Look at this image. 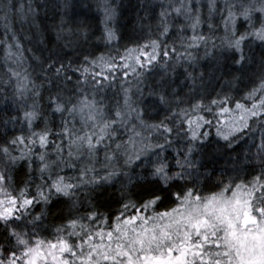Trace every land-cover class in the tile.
<instances>
[{
    "label": "snow or ice",
    "instance_id": "1",
    "mask_svg": "<svg viewBox=\"0 0 264 264\" xmlns=\"http://www.w3.org/2000/svg\"><path fill=\"white\" fill-rule=\"evenodd\" d=\"M0 0V264H264V0Z\"/></svg>",
    "mask_w": 264,
    "mask_h": 264
},
{
    "label": "trees",
    "instance_id": "2",
    "mask_svg": "<svg viewBox=\"0 0 264 264\" xmlns=\"http://www.w3.org/2000/svg\"><path fill=\"white\" fill-rule=\"evenodd\" d=\"M90 2H92V0H90ZM121 3L123 5L121 9L123 13L122 23H126L130 27L135 20L140 0H121Z\"/></svg>",
    "mask_w": 264,
    "mask_h": 264
}]
</instances>
